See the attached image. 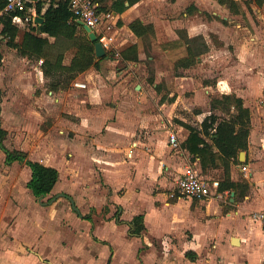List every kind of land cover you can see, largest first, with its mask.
I'll return each mask as SVG.
<instances>
[{"label":"rangeland","instance_id":"1","mask_svg":"<svg viewBox=\"0 0 264 264\" xmlns=\"http://www.w3.org/2000/svg\"><path fill=\"white\" fill-rule=\"evenodd\" d=\"M236 1L239 5L237 12L221 4L228 15L224 20L217 15L213 17L209 12L212 0H154L153 11L160 19H156L158 27L154 34L138 36L144 58L142 65L134 66L122 61L107 67L101 63L105 98L103 96L104 100L98 103L87 102L88 88L76 89L73 83L78 77L69 85L67 83V87L60 84L55 89L52 83L60 79L58 72L49 74L46 62L38 67L41 60L50 58L56 61L61 55H64L63 61L69 63L76 49L74 45L69 46L73 40L62 38L53 43L55 39L51 37L53 44L46 48V55L38 57L23 55L18 46L12 45L10 37L0 33V117L8 130L5 145L9 149L24 150L30 159L57 167L63 175L59 187L37 202L32 192L26 191V182L31 176L27 165L23 162L8 165L6 153L0 148V257L6 258L8 264H36L29 254L42 253L39 256L43 257L46 251L53 255L55 261L62 262L69 249L68 241L78 242L79 247L84 248L85 237L80 239L77 232V229L81 233L87 232L80 228L81 223H86V220L80 223L79 218H83L91 220L93 228L99 225L103 231L117 232L116 242L110 237L109 240L99 238L102 246L104 241L108 242L113 254L116 251L118 254L124 244L135 249L136 256L132 257V262L125 264H146V257L148 264H183L182 242L189 240L192 232L186 223L180 224L176 215L183 212L185 206L167 204L158 196L161 193L170 195L178 176L171 173L166 163L156 159V151L166 155L174 153L168 146L171 130L181 127L182 131L189 132L188 126L201 130L203 120L211 113L219 112L220 117H228L229 114L227 106L216 102L226 94L221 96L207 88L208 84L216 85L218 69L210 71L207 61H197L189 67L179 62L188 54L179 29L200 24V19L211 21L217 18L219 23L230 24L234 30H264V0ZM125 22L120 20L118 26L123 27ZM32 24L18 23L20 30L16 43L22 42L24 32ZM230 32L233 30L228 34ZM80 34L82 38L85 35L89 38L87 31L80 29ZM128 35L126 28L120 29L119 41L124 42ZM211 38L214 44H220L216 35ZM150 55L154 57L152 60L148 58ZM69 76L66 72L61 78L68 82ZM158 77L160 82L156 86L154 83ZM125 94L131 98L125 99L121 105ZM20 96L22 99L18 102ZM72 109L92 110L98 115L112 109L114 115H108L107 123L102 121L91 133L83 129L85 125L71 112ZM119 110L123 114L119 115ZM114 124L120 129H128L129 134L117 147L114 145L118 142L110 143L109 147L105 144L116 141L111 137V125ZM130 141L138 142L137 146L134 144L132 149L128 148L126 143ZM149 143H152L150 147ZM129 150L132 154L128 153ZM223 172L221 167L219 170L206 169L203 174L211 182L220 179ZM66 184L71 188L65 187ZM210 184L214 187L213 182ZM64 189H69V192ZM63 193L75 200L80 214ZM177 198H171L174 199L171 204ZM148 207L169 208L170 211L165 212L168 219L161 227L166 234L164 237H154L150 242L144 240L142 243L136 239L139 241L136 243L128 223L114 228L113 223H108L116 220L115 215L128 221L132 213L142 209L147 211ZM152 215L156 218L155 213ZM152 224L150 219V230L157 231ZM238 226L235 224L236 228ZM206 229L217 233V254L222 256L223 264L242 257L241 247L229 246L222 238L221 225H209ZM253 229L261 232L258 225ZM91 235L98 238L93 233ZM246 238V243L252 240L255 246L251 249L256 252L255 264H264V256L260 254L261 249L264 252V231L258 237ZM93 249L99 251L97 246ZM106 251H99L101 262L105 261ZM44 259L51 261L52 257ZM118 259L122 263L127 260L123 252ZM240 264L251 263L243 260Z\"/></svg>","mask_w":264,"mask_h":264},{"label":"crops","instance_id":"2","mask_svg":"<svg viewBox=\"0 0 264 264\" xmlns=\"http://www.w3.org/2000/svg\"><path fill=\"white\" fill-rule=\"evenodd\" d=\"M153 2L154 0H108L107 9L114 13V21L117 23L115 32L118 38L117 43L119 45L121 57L115 58L112 53L107 51V54L109 56L101 61L103 65L105 64L104 66H106V64L107 67L115 66L122 61L134 66L142 65V61L144 58L143 51L139 45L140 39L129 27L131 22L139 19L144 24H152L154 26V29H157L158 21L156 19H160V17H158L153 11ZM212 3V10L209 12H212L211 14H213V17L217 15L219 17H223L224 20H227L228 15L224 13L222 5L218 2V0H212ZM120 20L126 21L123 27L118 26V22ZM200 21V24L194 23V25L189 26L188 29L180 28L179 30L184 29V31H186L187 35L190 38L203 36L207 43L208 49L198 56V62L207 61L209 63L208 66L210 67L209 70L212 72L218 69V72L215 73V76H218L217 83L216 85L208 84V91L211 92L212 90L213 92L216 91V93L219 92L221 96L224 94H235L236 96L243 99L244 105L248 107L251 112V128L248 137V147L241 150L245 152L244 159H240V151L238 161L232 163L230 166L231 181L240 182L241 184H243V187H239L237 190L231 189L223 192L219 191L218 187L220 181L226 178L225 168L223 165L220 166L221 164L218 166L209 165L206 168L208 171L219 170L221 167L223 168V176L220 179H214L211 181L214 184V187H212V191L222 193L223 196L221 198L211 197L198 201L197 199L184 198L182 196L175 197L172 196V193L175 191L176 183L174 190L171 191L170 195L161 193L158 196H160L162 200L164 199L165 203L167 204L173 206H185L183 212H178L176 214L180 224L186 223L192 232L191 238L184 241V243L182 242L181 248L183 250H181L183 257L181 258V261H183V264H223L222 256L217 254V233H213L208 229L205 230L207 226H213L215 224L222 226V238H225L227 240L229 246L238 248L241 247L242 257H240L238 260L229 262V264H240V262H242L243 260H248L249 263L255 264L256 252H254V250L251 251V249H253L252 247L255 246H253L252 240L250 241V243H246V236H249L250 238L258 237V234L260 235L264 231L261 223L255 221L251 217L252 211L264 209V30L261 28H241L234 30L232 27H230V24L227 25L224 22L219 23V20L217 18H214L211 21H203L202 19H200ZM123 28H126L128 30L129 35L124 42H121L119 41L118 36L119 30ZM230 30H233V32H230V34H228V31ZM213 35H216L219 39L220 44L218 46L214 44V41L211 38V36ZM43 36H47V34H43ZM52 38L55 39V37ZM49 40L50 42H52L51 36H49ZM132 45H137L138 47L136 58L134 56V53L130 54L129 56H125L124 54H122V51H126ZM72 58L69 63H65L63 61V64L69 65L72 61ZM148 58L152 60L154 57L150 55ZM103 65H101L99 69L96 67H91L87 71L81 72L77 76V80H75H83L87 83L88 89L86 91L89 93L86 98L87 102L98 103L103 101L105 98V95H103L104 91L102 89V85L105 84H103V80L105 78ZM38 67L41 68V64L38 65ZM79 76L85 77L79 78ZM159 80L160 77L157 78L154 85L157 86L160 82ZM75 87L76 89H79L78 91L81 90L80 87ZM130 98L131 97L129 95L125 94L121 105L123 104V102H125V99L129 100ZM21 99V96L18 97V102H20ZM128 108L129 107H127V109ZM73 110L76 109H72L71 112L76 117L80 118L81 124L85 125L83 129L88 130L91 133L93 132V128H95V130L98 129L97 125L102 124V121H104L105 124L107 123L108 115H114V113L112 114V109L105 110L104 113L100 112L102 113L100 115L95 114L92 110ZM120 114H123L121 110H119V115ZM215 114L220 116L219 112H216ZM67 120L70 121V119ZM111 130V137H113V139H116V141L108 142V144H105L109 147L111 145L110 143L118 142L114 145V147H117L119 143L125 140L124 137L129 134L128 129H120L117 124L111 125ZM182 130L183 128L180 127L179 129H173L169 132L168 146L171 150L174 151V153L166 155L165 152L156 151V159L158 161H163L164 163H166L167 168L171 171V173H175L178 176L177 178H179L184 173L188 166H195L198 169L200 175L208 180L209 183H211V179L207 175L203 174L206 169H204L202 166L201 158L198 156L194 157L188 149L183 148L184 142L190 134V130L189 132ZM171 132H175L179 137L180 146L177 148H174L170 144L169 138ZM162 136L163 134L160 135V137ZM207 140L211 142V140H209L208 138ZM152 143H149L148 146L150 147ZM126 144L128 145V148L132 149V146H134V144H136L135 146H137L138 142L133 141L132 143L130 141V143L128 142ZM100 145L107 147L101 143ZM151 147H153V145ZM156 149L157 148L155 147L154 150ZM128 153L132 154L130 150L128 151ZM16 162L18 163L19 161H15L11 164H8L7 162L6 163L8 165H12ZM27 167L32 175L31 168L28 165ZM62 178L63 175L60 171V179L56 184L54 190L59 187ZM30 179L31 176L26 182L27 193L31 191V189L28 187V182ZM162 182L164 183L163 180ZM65 187L71 188L69 184H66ZM64 190L68 191L69 189ZM63 194L65 195V193ZM33 197L35 198L34 195ZM171 198H177L174 204H171V200H174ZM80 211L81 210L79 209V212H77L80 214ZM168 211H170L169 208L158 209V207H148L147 211L142 209L140 211L132 213L131 217L128 218V221L119 219L115 215L116 220H113L112 222L110 221L108 223H113L115 225H113V227L109 225V227L112 228L124 222L128 223V225L130 226V233L135 237V242L137 240H139L140 243L144 242V240L145 242H150V239L154 237H164L166 235L164 234V231H162L161 227L164 225L165 220L168 219L165 213ZM154 213L156 218L152 217V214ZM138 214H142L144 216V229L141 233L133 232L134 226H132L133 218ZM150 219L153 222V229L157 228V231L150 230ZM156 219L157 222L155 221ZM84 220H86V223H81V221L83 222ZM79 221L81 223L80 228L84 232L87 231L86 233H81L77 229L79 238L83 239L85 237L83 249L79 247L78 242L77 244H74L68 241L67 245L69 249L66 252V256H64V258L62 259V262L58 260L55 261L53 259V255L50 256L46 251V256L43 255V257L39 256L42 255V253H39V255L32 253L29 254V256H32V258L35 259L36 264H64L65 262H67V264H109L111 263V260L112 264H115V262L119 264L132 262V257L136 256V251L131 245L124 244V246L122 247L124 249L121 248V251L124 253L125 259H127L122 263L118 259L119 255L122 254L121 251L118 252V254L117 251L113 254L112 248L108 246L109 244L107 241H104V246L100 244L99 238L109 240L108 237H110L114 240V237L117 233L116 231H103L101 230L99 225H97L96 228H93V222L88 219L79 218ZM84 224L86 227L84 226ZM235 224H239V226L236 228ZM257 225L259 226V228H261L260 233H258V231L256 232V230L253 229L254 226ZM91 233L98 236V238H94ZM235 237H237L238 240L235 241ZM238 244H240V246H237ZM94 246L99 247V251L101 249L107 250L104 262L100 261L99 251L94 250ZM78 248H80L81 250H79ZM188 252L194 253V258L189 257L187 255ZM260 254L264 256V252H262V249L260 250ZM47 256L52 257L51 261H47L44 259V257L47 258ZM138 260H140V258H138ZM144 260L145 263L148 264L147 257L144 258ZM0 264H8L7 259L0 257Z\"/></svg>","mask_w":264,"mask_h":264},{"label":"trees","instance_id":"3","mask_svg":"<svg viewBox=\"0 0 264 264\" xmlns=\"http://www.w3.org/2000/svg\"><path fill=\"white\" fill-rule=\"evenodd\" d=\"M103 3L102 9H107L108 0H100ZM7 0H0V8L6 5ZM220 4L227 5L231 10L237 12L239 5L236 0H218ZM44 2H37V12L44 18L43 23L32 24L30 29L25 31L21 43H16L15 39L19 34L18 25L14 24L13 17L7 15L4 20L2 33L10 37L12 45L18 46L23 55L42 57L47 53V47L50 44L56 43L59 39L65 38L73 40L69 46H75V54L69 65L63 64L64 55H61L56 61L50 58L45 59L49 74L58 72L60 79L52 83V87L58 89L60 84L64 87L69 85V82L76 78L81 72H85L91 67L100 68L101 61L109 55L97 58L95 55V45L88 38L80 36V29H84L83 25L73 19V15L69 9L68 0H59L57 4L52 2L49 7L42 13ZM24 16V13H21ZM130 28L137 36H145L155 32L152 24H144L141 20L136 19L130 23ZM47 34V36H43ZM182 38L186 41L188 54L179 62L189 67L192 63L198 61V56L204 53L207 49V43L203 36L190 38L186 31L180 30ZM49 36L55 37L52 43ZM137 45L130 46L122 54L129 56L134 53L137 57ZM179 64V63H178ZM69 73V80L65 82L62 79L64 73ZM68 83V85H67ZM217 103L223 104L228 108V117H220L212 113L208 115L202 122V129L199 130L193 126H188L190 134L184 142V147L196 157L201 158L202 166L206 169L209 165H223L225 168L226 178L219 183V191H226L243 187L240 182H234L230 179V166L239 159V152L248 147V137L251 128V112L244 105L241 97L235 94H226L222 99H217ZM231 108H234L233 111ZM8 136V130L2 126L0 117V148L6 153V162L11 164L15 161L23 162L31 168L32 175L28 182V187L31 189L37 201L42 200L50 194L60 179V171L57 167L46 165L40 161L30 159L24 150L9 149L5 145V140ZM211 140L209 142L207 140ZM144 216L138 214L133 218L132 226L135 233H141L144 229ZM187 255L194 258V253L188 252Z\"/></svg>","mask_w":264,"mask_h":264},{"label":"built area","instance_id":"4","mask_svg":"<svg viewBox=\"0 0 264 264\" xmlns=\"http://www.w3.org/2000/svg\"><path fill=\"white\" fill-rule=\"evenodd\" d=\"M38 1L44 2L42 8V13H44L52 2L55 1V4H57L59 0H7L6 5L0 8V33H2L4 20L7 15L13 17V22L16 25L21 21L38 24L35 21L36 17L40 16L36 6ZM68 1L73 19L83 21L89 25L104 43L106 50L112 53L115 58H120L121 52L115 32L117 23L114 21V13L109 9H102L103 3L100 0ZM21 13H24V16ZM43 62L44 60H41L40 64ZM74 84L80 88H87V83L83 81H75ZM169 141L174 148L180 146L179 137L175 132H171ZM172 196H188L193 199L202 200L211 197L221 198L223 195L217 191L213 192L208 180L200 175L195 166L190 165L177 179L175 191L172 193ZM251 217L255 221L260 222L264 228V209L252 211Z\"/></svg>","mask_w":264,"mask_h":264},{"label":"water","instance_id":"5","mask_svg":"<svg viewBox=\"0 0 264 264\" xmlns=\"http://www.w3.org/2000/svg\"><path fill=\"white\" fill-rule=\"evenodd\" d=\"M35 21L38 23H43L44 18L42 16H38V17H36ZM79 22L83 25V27L85 28V30L87 31V33L89 35L90 40L95 45L96 57L101 58V57L106 56L107 55L106 47H105L104 43L98 38L97 33L89 25H87L83 21H79ZM244 156H245V152L241 151L240 159H244ZM64 196H67L71 200L73 208L79 212V208L76 206L75 200L71 196H68V195H64ZM234 240L236 241V240H238V238L235 237Z\"/></svg>","mask_w":264,"mask_h":264}]
</instances>
